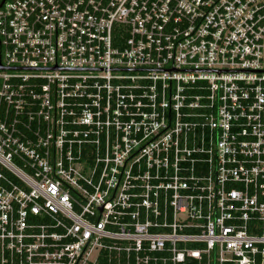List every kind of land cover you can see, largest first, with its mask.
<instances>
[{
	"label": "built area",
	"instance_id": "2783aa9c",
	"mask_svg": "<svg viewBox=\"0 0 264 264\" xmlns=\"http://www.w3.org/2000/svg\"><path fill=\"white\" fill-rule=\"evenodd\" d=\"M0 264H264V0H0Z\"/></svg>",
	"mask_w": 264,
	"mask_h": 264
}]
</instances>
